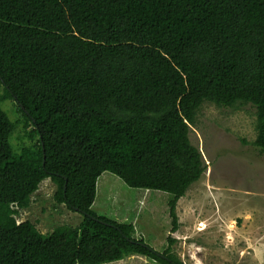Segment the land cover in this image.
I'll return each instance as SVG.
<instances>
[{"label": "trees", "instance_id": "1", "mask_svg": "<svg viewBox=\"0 0 264 264\" xmlns=\"http://www.w3.org/2000/svg\"><path fill=\"white\" fill-rule=\"evenodd\" d=\"M0 81V264H183L172 234L206 169L190 140L204 103L255 108L264 155V0H0ZM104 173L172 196L163 253L92 209ZM48 179L82 219L43 234L18 217Z\"/></svg>", "mask_w": 264, "mask_h": 264}, {"label": "rangeland", "instance_id": "2", "mask_svg": "<svg viewBox=\"0 0 264 264\" xmlns=\"http://www.w3.org/2000/svg\"><path fill=\"white\" fill-rule=\"evenodd\" d=\"M3 88L0 81V92ZM2 108L11 119L18 116L15 102L6 101ZM256 120L251 105L204 103L190 127L191 143L200 150L206 169L177 205L173 250L183 264H264V155L252 145ZM24 134L20 125L11 137L15 148L28 144ZM55 191L56 185L45 180L18 220H30L43 234L60 225H78L82 215L56 204ZM171 198L165 192L130 189L104 173L92 209L111 220L133 223L137 236L163 253L171 235ZM110 264L159 263L131 256Z\"/></svg>", "mask_w": 264, "mask_h": 264}]
</instances>
